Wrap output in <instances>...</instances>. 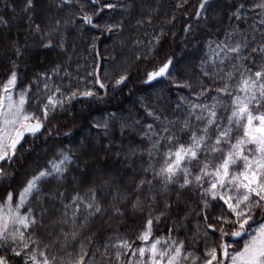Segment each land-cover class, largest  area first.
<instances>
[{"label":"snow or ice","instance_id":"6c2138e0","mask_svg":"<svg viewBox=\"0 0 264 264\" xmlns=\"http://www.w3.org/2000/svg\"><path fill=\"white\" fill-rule=\"evenodd\" d=\"M212 3L200 0L197 19L207 21ZM247 3L232 5L223 38L205 41L198 58L199 42L187 56L179 55L178 69L173 54L146 74L147 81L170 76L184 93L170 112L142 103L152 123L115 113L92 118L91 127L108 140L105 153L120 160L119 168L108 164L107 155L101 166L90 153L82 159L83 153L52 145L46 150L50 158L20 186L4 183L16 180L9 169L26 133L35 136L50 112L63 111L78 96H96L92 88L71 85L65 95L54 83L63 64L54 65L51 74L35 73L21 86L19 66L11 62L7 79L0 81V264H264V0L246 10ZM134 6V0H47L50 25L36 24L32 31L40 35V47L64 50L69 27L81 33L85 26L101 33L122 30V19L95 20L106 10L129 13ZM5 7L15 11L14 3ZM35 8L34 0H24L21 11L29 14L30 26ZM0 25L8 20L0 16ZM184 31L191 33V25ZM162 35L149 40L147 55ZM12 45L16 57L22 56L17 42ZM93 68L87 73L93 86L106 89L101 66ZM174 69L178 76L171 75ZM128 79L120 75L114 87ZM30 107H38L40 115ZM114 128L136 139L116 144L113 152ZM53 181L54 187H45ZM129 212L144 218L133 236L119 231ZM163 221L170 222L166 233L156 235Z\"/></svg>","mask_w":264,"mask_h":264},{"label":"trees","instance_id":"16d2710c","mask_svg":"<svg viewBox=\"0 0 264 264\" xmlns=\"http://www.w3.org/2000/svg\"><path fill=\"white\" fill-rule=\"evenodd\" d=\"M46 1L34 0L36 8L31 13L33 16L31 26L27 22L29 14L25 12L15 27L9 21L6 27L0 25V50L3 48V36L12 40V36L16 35V41L23 43L22 39L25 35L21 33L23 28H28L32 35V29L36 24H39L41 29H46L50 25V22L49 24L46 22L45 11L42 9ZM6 2L14 3L15 10H17L19 7L22 8L24 0H0V16L9 20L13 9L6 8ZM236 2L237 0H213L211 7L204 14L208 17L205 21L203 17L200 19L196 17L200 0H187L186 3L184 0H134L135 6L129 13H122L119 9L114 13L111 10H106L95 20V23L103 24L106 21L114 22L122 19V30L101 33L99 29L85 26L81 33L69 27L65 32L67 39L64 50L59 47L51 49L40 47V35L33 33L36 48L30 55H27L25 49L17 43L21 47L23 55L19 58L16 57L12 48L8 54L3 55L2 59L0 58V81L7 79L12 61H15L19 66L21 86L33 79L35 73L48 70L51 74V68L54 65L63 64L59 75L54 78V83L62 85L65 95H67V86L71 85L73 90L79 88L83 91L92 88L96 92V96H78L70 104H66L63 111L57 109L54 113L50 112L48 121L35 136L26 133L16 164L12 169H9L16 172V180L4 183H11L13 187L20 186V181L26 174H32L35 169L44 165L46 159L50 158L51 153L46 150L52 145L71 148L78 155L83 153L82 159L84 155L90 153L101 162V166H104L103 158L107 155L108 164L119 168L120 160L112 152L105 153L103 145L107 144L108 140L103 137L102 130L91 127L92 118L103 119L107 114L115 113L117 116L131 115L135 119L142 120L145 124L152 123V118L146 116L142 103L157 109L164 108L170 112L175 107L177 96L184 93L173 86L170 76L166 75L153 81H147L146 74L158 68L168 56L173 54H178L176 57L178 69L183 63V60H179V55L187 56L192 52L194 44L199 42L196 53L198 58L202 54L205 41L210 38L222 39L224 30L229 24L228 15L234 10L232 5ZM254 2L255 0H248L246 10ZM178 3H182L183 6L177 8ZM54 15L60 16L63 13L55 11ZM173 17L175 18L173 19ZM137 21H142V23H137ZM232 22L235 23V21ZM189 25H191L192 31L186 33L184 29ZM241 26L243 27V24ZM161 32L163 35L159 43L155 44L152 54L147 55L150 47L149 40L161 35ZM93 38H96V47L90 49L89 45ZM115 38L120 44L114 43L109 46ZM76 39H78L77 42H75ZM137 41L141 43H137ZM129 48L132 50L130 64L117 67V64L125 58L124 54ZM79 54L81 56H78ZM96 64L101 66L100 75L102 82L107 85L106 89H100L98 85L93 86L94 78L87 75L94 71L93 65ZM65 72L70 75L65 76ZM125 74L129 77L127 82L114 87V80ZM171 75L178 76L179 72L174 69ZM81 77H84V80H81ZM33 91H35V87ZM158 97H161V101L157 99ZM29 110L40 115L38 107H30ZM81 127L87 129L88 136L82 135ZM68 132L70 135H64ZM93 136H95L94 139H92ZM110 137L114 142L113 152L116 150V144L127 145L129 140L136 139L127 134L121 137L119 130L115 128L110 133ZM97 139L100 143H96ZM72 174L70 173L68 177L67 187L69 190L72 186ZM54 186L55 182L53 181L45 187ZM3 192L4 189L0 188V195H3ZM143 220L142 216L129 212L119 226L120 233L133 236L134 233L142 230ZM169 223L168 221L161 222L159 224L160 231L156 232V235L165 234ZM187 235L190 236L191 233ZM184 236L185 233L181 232V237Z\"/></svg>","mask_w":264,"mask_h":264},{"label":"rangeland","instance_id":"374dc122","mask_svg":"<svg viewBox=\"0 0 264 264\" xmlns=\"http://www.w3.org/2000/svg\"><path fill=\"white\" fill-rule=\"evenodd\" d=\"M46 4H47V1L44 3V6L42 7V9H44V11H45V16H46ZM48 11H51L52 15L55 14L54 9H50ZM11 14L12 15H10V19L8 21H9V23L11 25H13L15 27L17 25V22L21 19L20 17H22L23 11H21V8L19 7L15 11L11 10ZM46 22L49 24V21L48 20H46ZM3 33H5V32H3ZM21 33L25 34L24 37H23V39H22L23 43H21V41L18 42V40L16 41V35H13L12 36V40L6 38V36H3V42H2L3 43V48H2V50H0V58L1 59H2L3 55L8 54L12 50V48H13L12 42L13 41H16L17 43H19V45H21V47L23 49H25V51L27 52V55H30V54L33 53V51H35V48H36L35 45H36V43L34 41L33 33H31L32 35H30L29 30L26 27L23 28V30L21 31ZM78 39H76L75 42H77ZM114 43L115 44H120V42L117 40V38H115L113 40V42L110 43L109 46H112ZM131 53H132V50L129 48L126 51V53L124 54L125 58H123V60H122L121 63L117 64V67H122L123 65L126 66V65L130 64V56H131ZM78 56H81V55L79 54ZM157 99H159V101H161V97H158ZM81 133L84 136L85 135L88 136V133H87V129L86 128L81 127ZM94 138H95V136L92 137V139H94Z\"/></svg>","mask_w":264,"mask_h":264}]
</instances>
